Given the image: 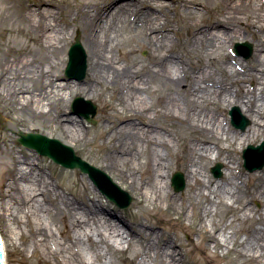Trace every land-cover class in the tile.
<instances>
[{
	"label": "bare ground",
	"instance_id": "1",
	"mask_svg": "<svg viewBox=\"0 0 264 264\" xmlns=\"http://www.w3.org/2000/svg\"><path fill=\"white\" fill-rule=\"evenodd\" d=\"M205 1L173 0L169 4L165 0H130L120 4L118 0H79L75 5L77 13L65 19L63 25L61 10L49 8L53 6L51 0H34L32 7L27 8L19 5L20 22L33 35L27 29H20L19 33L31 42L37 39L48 66H35L31 47L12 60L0 61V108L13 118L11 127L16 136L20 132H35L36 128L27 127L23 119L12 116L15 109L33 119L50 118L76 146L82 148L86 144L88 132L83 122L63 117L66 91L73 86L53 79L46 71L53 67L61 70L63 44L71 35L69 26L77 24L91 49V74L79 89L93 95L98 93V86L102 92L113 91L112 98L121 108L114 109L116 116L109 117L102 149L104 161L139 193V199L163 204L171 214L185 217L191 211L195 219L192 232L214 248L226 250L227 254L232 252L246 263L264 264V175L251 178L250 190L244 192L242 178L233 168L237 163L232 156L234 149L230 150L238 138L234 135L230 139L227 120L221 121L211 108L235 105L249 116L252 126L240 141H251L264 134V96L258 94V90L264 93V45L260 42L264 0H218L220 11L210 18L208 25L188 23L182 16L188 30L187 44L206 56L223 51L235 39L246 40L250 36L259 43L251 66L233 60L218 77L211 70L171 54L170 49L174 43L170 32L177 34L179 30L172 26L167 11L188 17L201 15L202 10L210 13L212 0ZM5 12V7L0 8L2 18ZM134 28L152 50L148 65L139 60L136 49L129 56L123 52L124 35ZM8 53L9 57L16 54L14 50ZM54 55L60 57L53 60ZM156 80L171 91L159 97L163 106L159 110L150 107L145 97L149 90L155 93L150 87ZM248 82L257 87L256 91L246 89ZM149 111L174 120L191 133L179 156L190 179L181 202L170 191L173 141L169 134L153 126L154 117H149ZM133 115L146 116L147 122H140L143 128ZM6 139L11 142V137ZM212 140L227 141L229 146H212ZM6 152L12 156L13 164L7 171L9 180L0 188V218L10 246L15 251L23 246L24 254L18 264H42V259L53 260L54 264H116L113 256L132 249V264H185L177 250L179 240L168 235L160 237L140 221L129 227L89 194L81 200L70 199L59 191V185L46 178L44 167L29 152L25 151L23 157L17 156L15 149L7 148ZM145 153L147 165L141 172V157ZM223 156L228 161L229 174L221 183L214 182L206 166ZM78 183L88 192L84 178L79 177ZM255 201L261 203V209L253 206ZM222 208L234 213L232 220L220 217ZM26 251L35 258L29 260Z\"/></svg>",
	"mask_w": 264,
	"mask_h": 264
},
{
	"label": "rangeland",
	"instance_id": "2",
	"mask_svg": "<svg viewBox=\"0 0 264 264\" xmlns=\"http://www.w3.org/2000/svg\"><path fill=\"white\" fill-rule=\"evenodd\" d=\"M31 1L33 2L34 0H0V8L5 7V18H7H2V15H0V61H5L8 58L9 60H12L14 59V57H18V54L24 51L27 47H31V49H33V54L36 57L35 66L43 65L46 68L48 65L45 61H43L45 57V52L38 44L37 39L34 38L35 35L33 36V42H31L27 37L19 33L20 29H27V32L30 35H33L32 30L25 23L20 22L19 15L21 14V12L18 9L19 5H24V8H27V6L32 7ZM84 1L93 2L94 0ZM128 1L130 0H118L120 4L127 3ZM165 1L170 4L173 0ZM195 1L197 3L206 2L205 0ZM51 3L53 6H50V9L55 10L56 12H58V10H61L59 11L62 12L60 25H63L65 19H69V17L74 16L77 13V8L75 7V5L79 3V0H51ZM209 5L211 7L210 13L208 12L209 10H202L201 15H197L194 17H188L184 14L180 16V13H176L173 10L167 11V15L172 21V26L175 29L179 30L177 34H174L172 31L170 32V35L174 38V43L172 45V48H170L171 54L182 57L189 64H196L202 66L207 70H211L217 75V77L220 76V72H223L222 69L224 67L229 64H232L233 60H237L243 63L244 65L251 66L255 58V52L260 46L259 43L252 41V38L250 36L247 37L246 40L235 39L233 42L227 43L223 51L209 56H206V54L201 52L199 49L193 48L187 44L186 40L188 38V30L184 26L182 16H184V19H186L188 23L203 22L202 25H208L210 23V18H215V15L219 13L221 8L218 0L209 1ZM57 7L59 9H57ZM200 9L203 8L200 7ZM203 15L204 17L208 18L206 21L203 20ZM241 27H244V25L241 24ZM4 28H7L8 31L3 33L1 31H4ZM134 29L132 31H129L128 33H125L124 35L125 41L123 40L122 42L124 48L123 52L126 56H129L130 51L136 49L138 52L137 55L139 60L148 65V63H150L149 58L152 54V50L145 45L144 38L139 34V32L136 31V29ZM69 30L71 32V35L68 37L67 42L63 44L64 52L61 56L63 66L61 70H57V67H53L51 70L46 71L52 76L53 79L58 80L59 82L69 83L71 84V86H73L70 90L66 91L67 95L64 103L65 111L63 117L70 118V121L77 119L83 122L85 130L88 132V141L82 147L83 149H85V151L82 150L79 145L76 146L74 142L69 140L62 133V128L53 123L50 118L44 117L33 119L26 113H23L17 109H15V112L12 116L23 119L27 127L34 125L36 131L33 133H38L50 138L58 139L63 144L72 147L78 156H80L83 160L89 162V164L104 171L121 189L127 192L132 198V205L128 209L119 208L115 203L106 198V196L98 190V188L90 180L88 175L81 173L79 169H67L60 165H57L47 157L41 156L37 151L21 145L18 141V136H16V134L14 133L15 128L11 127L13 126V118L8 116L7 113L1 108L0 188L5 182L9 180L10 177L7 171L8 168L13 164L12 156L6 152V149H15L17 156L20 157H23V154H25L26 151L34 157L37 163H40L44 167V170L46 172V178L49 179V181L52 182L55 186L59 185V191L63 194H67L70 199L75 200L76 198V200H81L89 194L98 202V204L102 205L104 209H106L108 212H111L114 216L116 215V217L121 218L123 221H125L129 227L133 226V223L140 221L141 223L146 225L147 230H154L160 237L163 236L164 238L168 235L176 240H179L178 244L181 247L177 246V250L180 253L179 257H183V259H185V264H251L239 259L238 256L232 252L227 254L226 250L214 248L213 244L208 243L201 235H199L198 233H193L191 225H193L195 219L193 218L191 211L187 216L184 217L179 214H171L166 210L163 204L154 205L150 202L143 201V198L139 199V193L136 192L132 186H130L127 182H125V180L120 177L116 169L109 167V165L104 161V159L102 158V149L106 142L104 133L107 130L106 127L110 125L109 117L116 116V112L114 111V109L120 111L121 108L112 98L113 91L102 92L103 90H101L100 86H98V93L93 95L90 91H82L81 89H79V87L83 86L88 82L89 75L91 74V49L87 44L86 37L82 29L79 28L77 24L70 25ZM77 32H80L81 43L87 55L88 68L86 77L83 81H69L65 76V70L69 61V50L75 41ZM260 34L262 35L260 42L264 45V31H261ZM245 42H249L254 46V54L248 60H245L242 57H238L234 51L235 45L237 43ZM9 50H14L16 54H11V57H9ZM55 57L59 58L60 56L58 57L57 55H54L53 60H55ZM245 86L246 89H249L250 91H252V89H255V85H253V83L251 82L246 83ZM150 88L152 91H155V93L152 94L149 90V92L145 94V97H147V104L153 109L159 110L161 109V107L163 108L161 103H159V97H163V95L166 93L170 94V88L166 85L164 86L157 80L151 84ZM258 94L261 97L264 96V93H261L260 90H258ZM76 97H81L86 100H90L95 105H97L98 113L95 117L96 124H93L85 118L74 114V112L72 111V102ZM109 103L111 105H109ZM234 107L240 108L239 106H226L224 104H220L219 107L217 105L212 106L211 108L213 112H216L218 114L217 116L221 119V121L223 119L227 120L226 128L227 130L229 128L228 131L230 139L234 135H236L238 138L237 143H233L230 145V150L234 149L232 156H234L237 161L236 164H233V168H236L234 169L235 173L240 178H242V189L244 190V192H249L251 187V178H253L256 174L264 175V168L253 173L248 172L244 167L243 151L250 145H260L264 141V134L251 141H240V138L243 137L247 133L249 128L252 126V122L249 116H247V114L242 113V115L250 122V124L248 125L245 131L236 129L231 124V117L229 115V111ZM119 115H121L120 112L118 114V117H121ZM145 115H147V113H145ZM159 115L155 116L154 112L149 111V117H154V122L152 123L153 126L156 127V129L160 130L162 133H165V135L169 134V138H171V140L173 141L172 155L169 158L171 162V179L174 173L181 172L184 175L186 188L183 192H175L170 179V191L171 194L173 196L178 197L181 202L183 195L188 192L190 179L186 175V171L183 166V160L179 156L182 151L185 140L192 136L189 130L184 129V127L177 124L174 120L166 118L163 115ZM133 118L138 124H140L141 121L147 122V120H145L146 116L137 117L133 115ZM113 121H115L116 124H119V121L115 118L113 119ZM139 126L141 128L144 127V125L142 124H140ZM6 137H11V142H8ZM215 144H217L218 146H222L223 148H227L229 146V142L227 141L218 142L212 140V146ZM147 160L148 157L145 153L141 157V172H144V170L146 169ZM226 162L228 161L225 160V156H223L222 158L213 160L210 164L206 166V171L214 182L221 183L225 176H228L229 171L226 167ZM218 164L222 165V175L220 177H216L212 171L213 168ZM79 177L84 178V180L86 181L88 185V192H86V189L78 183ZM67 189H69L70 191H68ZM141 200L143 202H140ZM253 206L256 209L262 208L261 203L259 201L253 202ZM221 211L222 214H220V217L223 220L229 221L233 219V212H231L227 208H222ZM0 233L4 241L6 264H18V259L24 254L23 251H21L23 249V246L21 245V249H18L16 251L12 246H10L7 232L1 218ZM18 243L21 244L22 241L18 239ZM124 247L125 250L128 249L127 245H125ZM136 249H140L139 244L136 245ZM132 251L133 249L129 250L126 253H119L118 255L113 256V259L116 264H132ZM25 255L29 258V260L35 258L32 256L33 254L29 251H26ZM54 263L55 262L53 260H49L48 262L42 259V264Z\"/></svg>",
	"mask_w": 264,
	"mask_h": 264
},
{
	"label": "water",
	"instance_id": "3",
	"mask_svg": "<svg viewBox=\"0 0 264 264\" xmlns=\"http://www.w3.org/2000/svg\"><path fill=\"white\" fill-rule=\"evenodd\" d=\"M80 33H77L74 44L69 51V62L65 71V75L69 80L83 81L87 73V55L81 43ZM236 51L239 56H243L246 60L254 53V47L250 43H237ZM72 109L74 114L86 118L88 121L96 124L94 120L97 115L98 108L89 100L77 97L75 98ZM232 124L237 129L245 131L250 122L242 115L239 108H233L230 111ZM19 142L30 149L36 150L40 155L50 158L55 163L69 168H78L82 173L88 174L90 179L98 186L99 190L112 202L116 203L120 208L126 209L131 206V196L122 190L112 178L102 170L90 165L86 161L78 157L73 148L63 144L57 139H51L47 136L34 133L20 132ZM244 167L249 172H256L264 168V142L259 146L250 145L244 151ZM217 177L222 175L221 165L213 169ZM172 186L176 192L185 190L186 183L182 173L176 172L172 178ZM0 264H4L3 245L0 238Z\"/></svg>",
	"mask_w": 264,
	"mask_h": 264
}]
</instances>
